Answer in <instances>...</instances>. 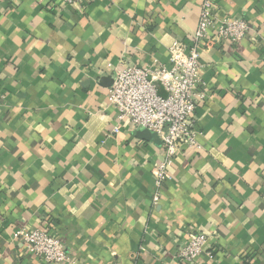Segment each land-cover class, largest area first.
Returning a JSON list of instances; mask_svg holds the SVG:
<instances>
[{"label": "crops", "instance_id": "0c3cea01", "mask_svg": "<svg viewBox=\"0 0 264 264\" xmlns=\"http://www.w3.org/2000/svg\"><path fill=\"white\" fill-rule=\"evenodd\" d=\"M212 1L217 21L249 31L201 55V148L157 189L161 138L113 133L110 77L169 67L204 0H0V264H52L13 238L44 228L65 244L63 264H264V0ZM192 231L209 244L184 263Z\"/></svg>", "mask_w": 264, "mask_h": 264}, {"label": "built area", "instance_id": "2783aa9c", "mask_svg": "<svg viewBox=\"0 0 264 264\" xmlns=\"http://www.w3.org/2000/svg\"><path fill=\"white\" fill-rule=\"evenodd\" d=\"M94 0H62L76 9L87 7ZM216 5L204 0L199 25L191 43L175 41L168 49L169 67L156 62L153 66H123L113 73V84L108 94L109 105L117 111L118 134L124 124L136 130L159 135L163 161L153 170L155 187L161 189L169 179L168 169L185 150H199L196 130L197 109L202 96L197 93L202 71L201 55L228 41L240 44L247 36L249 25L243 19L225 18L217 21ZM217 29L216 34H210ZM1 107V101H0ZM158 201V194L154 198ZM32 256L52 264L67 262L65 244L49 228L22 229L13 234ZM185 245L178 253L181 262L194 263L208 248V237L189 232ZM207 255L213 258V253Z\"/></svg>", "mask_w": 264, "mask_h": 264}, {"label": "water", "instance_id": "95a60500", "mask_svg": "<svg viewBox=\"0 0 264 264\" xmlns=\"http://www.w3.org/2000/svg\"><path fill=\"white\" fill-rule=\"evenodd\" d=\"M110 81H111V86H112V84H113V78L112 77H110ZM149 131H144V132H142V135H146V136H149Z\"/></svg>", "mask_w": 264, "mask_h": 264}]
</instances>
